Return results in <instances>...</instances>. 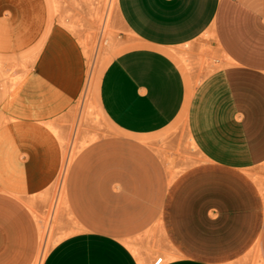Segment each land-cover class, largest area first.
<instances>
[{
  "label": "crops",
  "instance_id": "crops-1",
  "mask_svg": "<svg viewBox=\"0 0 264 264\" xmlns=\"http://www.w3.org/2000/svg\"><path fill=\"white\" fill-rule=\"evenodd\" d=\"M116 3L140 42L99 84L120 136L77 156L69 191L95 224L57 242L42 264H141L127 240L153 225L168 246L163 264H229L256 249L264 264V0ZM201 39L204 55L223 65L193 87L174 51ZM0 56L32 59L8 93L0 82V264H33L40 232L22 197L61 171L51 125L82 93L87 60L49 0H0ZM179 117L199 157L171 178L169 161L153 153L158 143L142 139Z\"/></svg>",
  "mask_w": 264,
  "mask_h": 264
},
{
  "label": "rangeland",
  "instance_id": "rangeland-1",
  "mask_svg": "<svg viewBox=\"0 0 264 264\" xmlns=\"http://www.w3.org/2000/svg\"><path fill=\"white\" fill-rule=\"evenodd\" d=\"M49 2L53 18H57L59 23L71 30L83 47L87 72L84 89L77 101L51 125L63 148V164L59 175L43 191L22 197L31 209L42 235L35 260L42 258V255L46 256L64 237L92 228L95 224L90 214L76 212L69 191V176L73 163L87 144L120 136L101 110L99 84L105 68L116 56L140 44L138 38L122 23L117 11V0H49ZM210 37L211 34L208 33L203 39ZM203 39L195 46L174 51L176 59L189 74L193 87L205 75L223 65L216 61V57L204 55ZM193 47L198 54L197 57L190 52ZM31 63L30 56H0V82L5 94L22 80ZM142 141L158 143L154 146L156 149L153 153L169 161L167 169L171 178L182 173L194 163L195 158L199 157L190 142L187 121L184 118H177L162 131L146 136ZM67 160L69 166L66 175L63 176ZM127 243L137 259L139 260V252L147 264H154L157 257L167 259L169 255L161 225H153L145 232L128 239ZM229 264H262V261L256 249L255 255L251 250L247 255Z\"/></svg>",
  "mask_w": 264,
  "mask_h": 264
},
{
  "label": "bare ground",
  "instance_id": "bare-ground-1",
  "mask_svg": "<svg viewBox=\"0 0 264 264\" xmlns=\"http://www.w3.org/2000/svg\"><path fill=\"white\" fill-rule=\"evenodd\" d=\"M87 55H88V57L89 58H91L90 57V55L87 53ZM68 160H69V158H67ZM67 160V163H66V165H65V168H64V172H63V176L64 175H66V172H67V168H68V166H69V161ZM65 185V184H64ZM65 188V187H64ZM60 197H61V195H60ZM61 200V199H60ZM67 209V208H66ZM37 216V215H36ZM37 218V217H36ZM39 219V221L41 220L40 218H38ZM43 222V221H42ZM42 224V223H41ZM40 224V225H41ZM39 225V226H40ZM42 227H44V226H42ZM43 228H41V230H42ZM41 232V231H40ZM45 231H43V233H44ZM40 235H41V233H40ZM42 236V235H41ZM47 238V237H46ZM41 240V239H40ZM42 240H43V238H42ZM47 240V239H46ZM42 242V241H41ZM40 246H41V244H40ZM43 246H44V243H43ZM37 258V257H36ZM44 258H45V255H42V258H38V259H36L35 260V263L34 264H42V262H43V260H44ZM140 261H141V264H145V261H144V259H143V257H141L140 258Z\"/></svg>",
  "mask_w": 264,
  "mask_h": 264
},
{
  "label": "built area",
  "instance_id": "built-area-1",
  "mask_svg": "<svg viewBox=\"0 0 264 264\" xmlns=\"http://www.w3.org/2000/svg\"><path fill=\"white\" fill-rule=\"evenodd\" d=\"M164 258L163 257H157L154 261V264H163Z\"/></svg>",
  "mask_w": 264,
  "mask_h": 264
}]
</instances>
